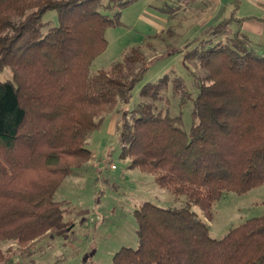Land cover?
<instances>
[{
    "label": "trees",
    "instance_id": "1",
    "mask_svg": "<svg viewBox=\"0 0 264 264\" xmlns=\"http://www.w3.org/2000/svg\"><path fill=\"white\" fill-rule=\"evenodd\" d=\"M127 3L0 0V72L7 66L13 72V79H0V240L26 247L72 226L65 201L54 194L91 159L86 141L101 127L102 114L127 99L148 69L135 46L122 61L91 73L108 47L106 30L121 25ZM172 6L159 9L171 16L179 8ZM236 9L186 45L184 60L208 72L197 96L182 77L172 79L181 104L193 101L188 131L180 114L152 102L139 103L118 124L120 156L129 167L152 173L161 188L187 201L182 207L140 204L138 246L121 247L113 264H264V216L214 238L193 209L210 220L224 192L242 194L264 183V56L251 47ZM48 11H55V24L44 20ZM232 23L237 27L228 43L206 37ZM170 81L163 75L141 95L162 100ZM6 255L0 248V263Z\"/></svg>",
    "mask_w": 264,
    "mask_h": 264
},
{
    "label": "rangeland",
    "instance_id": "2",
    "mask_svg": "<svg viewBox=\"0 0 264 264\" xmlns=\"http://www.w3.org/2000/svg\"><path fill=\"white\" fill-rule=\"evenodd\" d=\"M124 1L128 3L120 8L122 23L106 30L108 47L93 61L91 73L122 61L125 53L135 46L145 54L148 69L127 99L102 114L101 127L86 141L92 151L91 159L74 168L54 194L55 200L65 201L69 209L65 221L72 222V226L62 233H49L26 247L0 240V248L7 254L0 264H113L114 254L121 247L136 248V208L145 201L163 207H182L187 196L161 188L152 173L130 168L129 159L120 156L118 124L124 114L141 102H152L163 112L180 114L181 126L188 131L193 123V101L189 98L185 105L181 104V98L174 94L172 79L182 77L192 97L197 96L198 85L205 81L208 72L198 62L184 60L186 45L205 28L229 16L235 6L236 16L244 18L242 29L251 47L264 56V0ZM166 2L175 6V10L177 6L180 8L172 17L159 9ZM44 20L55 24V11L45 13ZM253 25L261 33L253 31ZM236 27L232 23L223 32L206 37L228 43ZM166 74L171 81L162 100L153 101L141 95L145 84L157 82ZM0 79H13L9 66L0 72ZM193 209L209 224L211 236L222 238L230 228L247 219L264 216V183L242 194L224 192L214 202L210 220L196 205Z\"/></svg>",
    "mask_w": 264,
    "mask_h": 264
},
{
    "label": "crops",
    "instance_id": "3",
    "mask_svg": "<svg viewBox=\"0 0 264 264\" xmlns=\"http://www.w3.org/2000/svg\"><path fill=\"white\" fill-rule=\"evenodd\" d=\"M238 17V16H237ZM240 18H243V16H239ZM244 26V21H243V23H242V27ZM252 29V28H251ZM253 31L254 30H256L258 33H261V31H260V29H255L254 28V25H253V29H252Z\"/></svg>",
    "mask_w": 264,
    "mask_h": 264
},
{
    "label": "built area",
    "instance_id": "4",
    "mask_svg": "<svg viewBox=\"0 0 264 264\" xmlns=\"http://www.w3.org/2000/svg\"><path fill=\"white\" fill-rule=\"evenodd\" d=\"M115 166V165H114ZM114 166H113V168H114Z\"/></svg>",
    "mask_w": 264,
    "mask_h": 264
}]
</instances>
